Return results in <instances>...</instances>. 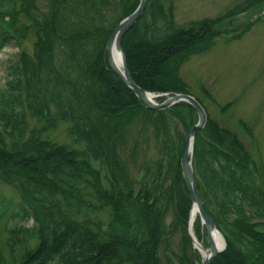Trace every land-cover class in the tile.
<instances>
[{
    "label": "trees",
    "instance_id": "obj_1",
    "mask_svg": "<svg viewBox=\"0 0 264 264\" xmlns=\"http://www.w3.org/2000/svg\"><path fill=\"white\" fill-rule=\"evenodd\" d=\"M138 2L0 0V49L33 38L6 66L0 91V185L18 199L12 206L0 197V264H200L180 164L197 114L187 102L146 108L106 58L109 36ZM173 8L147 0L122 38L128 70L142 89L191 94L206 111L193 167L225 240L211 264H264V163L209 115L179 73L218 36L239 37L262 19L264 0L184 24ZM252 10L255 20L235 22ZM60 124L65 139L50 136ZM204 231L197 216L195 237Z\"/></svg>",
    "mask_w": 264,
    "mask_h": 264
},
{
    "label": "rangeland",
    "instance_id": "obj_2",
    "mask_svg": "<svg viewBox=\"0 0 264 264\" xmlns=\"http://www.w3.org/2000/svg\"><path fill=\"white\" fill-rule=\"evenodd\" d=\"M242 1L164 0V3L172 2L175 22L184 24L191 20L220 16ZM253 13L255 10L241 14L235 22L249 17L255 20L257 15ZM235 32L218 36L210 49L192 55L181 65L179 73L189 85L190 92L201 99L209 115L221 126L235 132L252 157L264 163V17L255 20L250 29L239 37H232ZM32 39L26 38L21 45L12 41L0 49V91L6 79V66L16 59L18 51H30ZM202 86L214 101L201 90ZM229 102L231 106L223 110L222 107ZM64 133V125L60 124L51 130L50 136L65 139ZM94 164L99 166L98 162ZM0 197L12 206L18 200L11 187L6 185H0ZM102 217L106 219L107 212L102 213ZM30 223L29 220L25 224ZM200 224L203 225L201 221ZM197 241L205 250L209 248L206 231ZM163 252L169 256L168 250ZM200 258L202 260L201 255Z\"/></svg>",
    "mask_w": 264,
    "mask_h": 264
},
{
    "label": "water",
    "instance_id": "obj_3",
    "mask_svg": "<svg viewBox=\"0 0 264 264\" xmlns=\"http://www.w3.org/2000/svg\"><path fill=\"white\" fill-rule=\"evenodd\" d=\"M147 0H139L136 8L127 16L122 18L116 27L114 28L112 34L109 36L106 43V58L110 68L119 77L120 81L128 88L130 91L145 105L148 109L161 110L170 107L171 105L178 102L189 103L197 114V121L192 124L186 133L185 143L183 151L181 154L180 164L182 175L189 190L192 207L195 209L196 215L199 217L201 223L206 228V236L208 241V252L203 253L201 247L199 248V242L196 240L195 235L192 231V226L188 223V234L191 239L193 248L197 249L202 260L200 264H211L215 256L220 253L225 247V240L217 229L212 218L207 214L204 209L203 202L201 200L199 191L196 187V177L193 167V146L196 132L201 130L207 119V114L204 107L200 102L191 94L183 92H173V93H155L149 92L141 87H139L132 79L130 72L128 70L125 55L121 46L122 38L124 34L140 19L142 16ZM117 51L121 55V65L118 66L115 63L112 52ZM163 97V99L158 102L156 99ZM191 211V210H190ZM190 221V215H189ZM218 233L222 239V247L219 248L213 240V234Z\"/></svg>",
    "mask_w": 264,
    "mask_h": 264
},
{
    "label": "bare ground",
    "instance_id": "obj_4",
    "mask_svg": "<svg viewBox=\"0 0 264 264\" xmlns=\"http://www.w3.org/2000/svg\"><path fill=\"white\" fill-rule=\"evenodd\" d=\"M112 54H113V57H114L116 65L120 66L121 65V55H120V53H118L117 51H114V52H112ZM196 217H197V215H196L195 209H191L189 223L192 226V231H193V224H194V222L196 220ZM193 234H194V232H193ZM212 237H213L214 242L217 244V246L219 248H221L223 243H222V239H221L220 235L215 232ZM196 240H197V238H196ZM200 247H201V250L203 249L202 250L203 253H207L208 252V249L205 250L201 244L199 245V248Z\"/></svg>",
    "mask_w": 264,
    "mask_h": 264
}]
</instances>
